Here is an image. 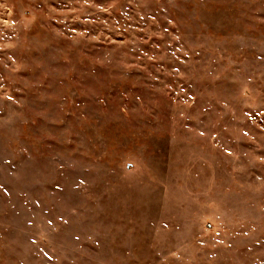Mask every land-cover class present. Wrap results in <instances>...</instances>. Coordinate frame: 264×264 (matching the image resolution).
<instances>
[{
	"label": "rangeland",
	"instance_id": "obj_1",
	"mask_svg": "<svg viewBox=\"0 0 264 264\" xmlns=\"http://www.w3.org/2000/svg\"><path fill=\"white\" fill-rule=\"evenodd\" d=\"M0 264H264V0H0Z\"/></svg>",
	"mask_w": 264,
	"mask_h": 264
}]
</instances>
